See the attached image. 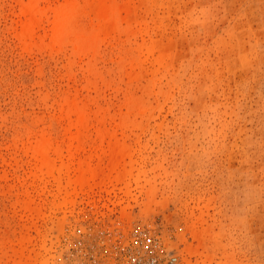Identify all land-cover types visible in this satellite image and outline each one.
Masks as SVG:
<instances>
[{"label": "rangeland", "instance_id": "374dc122", "mask_svg": "<svg viewBox=\"0 0 264 264\" xmlns=\"http://www.w3.org/2000/svg\"><path fill=\"white\" fill-rule=\"evenodd\" d=\"M145 249L264 264V0H0V264Z\"/></svg>", "mask_w": 264, "mask_h": 264}, {"label": "built area", "instance_id": "2783aa9c", "mask_svg": "<svg viewBox=\"0 0 264 264\" xmlns=\"http://www.w3.org/2000/svg\"><path fill=\"white\" fill-rule=\"evenodd\" d=\"M121 264H190L186 258L173 251L138 250L127 254Z\"/></svg>", "mask_w": 264, "mask_h": 264}, {"label": "bare ground", "instance_id": "6f19581e", "mask_svg": "<svg viewBox=\"0 0 264 264\" xmlns=\"http://www.w3.org/2000/svg\"><path fill=\"white\" fill-rule=\"evenodd\" d=\"M192 249V248H191Z\"/></svg>", "mask_w": 264, "mask_h": 264}]
</instances>
